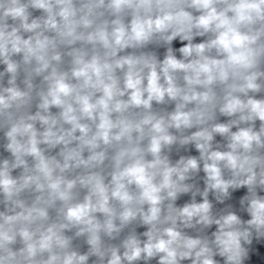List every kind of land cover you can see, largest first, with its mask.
Masks as SVG:
<instances>
[{
  "label": "clouds",
  "instance_id": "1",
  "mask_svg": "<svg viewBox=\"0 0 264 264\" xmlns=\"http://www.w3.org/2000/svg\"><path fill=\"white\" fill-rule=\"evenodd\" d=\"M0 264H264V0H0Z\"/></svg>",
  "mask_w": 264,
  "mask_h": 264
}]
</instances>
